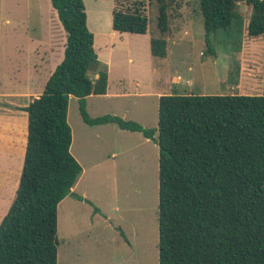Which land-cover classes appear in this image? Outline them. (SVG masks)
I'll return each mask as SVG.
<instances>
[{
	"label": "trees",
	"instance_id": "16d2710c",
	"mask_svg": "<svg viewBox=\"0 0 264 264\" xmlns=\"http://www.w3.org/2000/svg\"><path fill=\"white\" fill-rule=\"evenodd\" d=\"M49 1L65 32L63 59L40 96L22 108L26 146L0 223V264H57V207L69 195L82 200L71 192L82 173L70 153L71 96L85 124H115L158 146V264H264V95H161L157 128L113 115L91 118L85 100L106 94L108 72L95 52L84 2ZM170 2L113 0L111 28L146 35V10L156 5L149 53L165 59ZM197 2L207 54L215 55L213 35L241 23V3L250 8L247 36H264V0Z\"/></svg>",
	"mask_w": 264,
	"mask_h": 264
},
{
	"label": "rangeland",
	"instance_id": "374dc122",
	"mask_svg": "<svg viewBox=\"0 0 264 264\" xmlns=\"http://www.w3.org/2000/svg\"><path fill=\"white\" fill-rule=\"evenodd\" d=\"M83 2L95 52L107 68L110 94L264 95V36H247L250 8L243 3L239 6L241 23L235 22L228 33L221 31L210 39L215 51L211 56L197 0H171L167 56L153 60L149 36L156 5L146 10L148 33L142 37L112 31L113 0ZM64 39L49 0H0V148L6 153L0 157V223L19 184L26 137L27 114L22 108L28 99L9 97L42 92L53 67L63 59ZM128 101L145 107L148 120L154 116L153 97ZM99 103L90 100V113ZM67 122L72 130L70 153L74 154L80 143L78 125L83 121L78 99L73 96ZM128 138L126 148L131 140L143 137L136 132ZM136 148L130 169L123 172L116 165L115 178L101 173L94 184L86 175L74 191L82 200L69 195L59 203L57 264H158V163L155 167L152 162L146 170L132 167L133 163L142 164L141 147ZM4 170L9 173L6 177ZM118 209L120 212H111ZM103 215L112 217L114 228Z\"/></svg>",
	"mask_w": 264,
	"mask_h": 264
},
{
	"label": "crops",
	"instance_id": "0c3cea01",
	"mask_svg": "<svg viewBox=\"0 0 264 264\" xmlns=\"http://www.w3.org/2000/svg\"><path fill=\"white\" fill-rule=\"evenodd\" d=\"M123 34H126V33H123ZM138 36L145 37L146 35H138ZM64 42H65V39H64ZM63 50H64V46L62 48V52ZM130 60L132 59L130 58ZM55 67H53L51 73L54 71ZM51 73L48 75L47 79L45 80V83L48 80ZM32 77L34 76L32 75ZM41 93L42 92H39L33 95L14 94L9 98L28 99L26 101L29 104L30 101H32V99L37 98L38 96H40ZM151 97L155 99L156 111H155L154 116H152L150 120H148V118H145V113H146L145 107L135 105V104H128L129 102L128 100L131 98H141L142 99V98H151ZM160 97H161V94H156V93L155 94H128V93L127 94H110L109 88L107 87V92L104 95L88 96L85 100V109H86L87 114L91 118H96L99 116L111 114L113 116L114 115L120 116L124 120H133L134 122H137L144 128H157L158 100ZM90 100L100 101V103L96 106V108L93 111L90 108L91 113L89 111ZM1 110L11 112V110L6 109V108H2ZM26 119L28 120V117ZM27 120H26V137H25L24 148L22 147L23 145H21L22 150H23V159H24V152H25L26 138H27ZM78 132H79L78 138H79L80 143H79V146L77 147L76 153L74 154L72 152L71 153H72V156L75 158V160L80 164L82 168V173L77 183L75 184V186L71 189V192L73 194H75L74 191L76 187L79 186V183L82 181L84 177H86V175L87 176L89 175L91 182L94 184V181L97 180V176H99V174L101 173L102 174L107 173L106 176L109 179H111L112 177L115 178L116 165L118 167H121L120 169H123V172L126 169H130V162L132 159L131 156H133L132 152L136 147L138 148L141 147L143 159H142V164L134 165L133 163L132 167L138 168L139 170L141 168L146 170V168L150 167L152 162L155 167H156V163H158V157H159L158 146L152 141H150L149 139L144 138L143 136H142L143 138H138L136 141L131 140L130 142L131 145L128 146L129 148H126L125 144L129 139L128 137H130V134L136 133V132L121 130L115 124H103V125L89 126L85 124L84 122L83 124L78 125ZM119 141L120 142L123 141V142L119 143ZM133 143H136V146L134 145L135 147L132 145ZM72 144H73V141L71 142V146ZM13 145H15V143ZM16 146H18V144ZM5 156H6V153L4 154L2 152V149L0 148V157H5ZM8 156L10 157V154ZM118 157H121L119 161H117ZM11 159L13 161L15 157ZM23 159H22V165H23ZM102 165H105V166L101 167ZM4 173H5V177L6 175L9 174L5 170H4ZM124 174L122 175L124 176ZM82 194L83 196L85 195L84 193ZM70 197L76 199L72 195ZM113 208L116 209L117 207L113 205ZM111 212L116 213V212H120V210L119 209L113 210ZM103 216L105 218L104 220L109 221V225L114 228V226L110 223L112 221V217L110 215H103ZM121 231L124 232L123 230ZM129 246L130 247L132 246L130 242H128V247ZM142 250H143V246H142Z\"/></svg>",
	"mask_w": 264,
	"mask_h": 264
}]
</instances>
